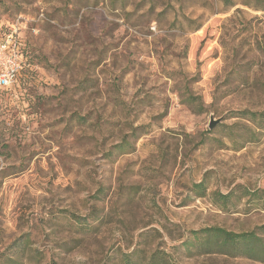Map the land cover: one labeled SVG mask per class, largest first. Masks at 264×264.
<instances>
[{"label":"rangeland","instance_id":"obj_1","mask_svg":"<svg viewBox=\"0 0 264 264\" xmlns=\"http://www.w3.org/2000/svg\"><path fill=\"white\" fill-rule=\"evenodd\" d=\"M11 25L0 264H264V0H0Z\"/></svg>","mask_w":264,"mask_h":264},{"label":"built area","instance_id":"obj_2","mask_svg":"<svg viewBox=\"0 0 264 264\" xmlns=\"http://www.w3.org/2000/svg\"><path fill=\"white\" fill-rule=\"evenodd\" d=\"M21 42L17 28L0 26V90H7L15 84L24 65Z\"/></svg>","mask_w":264,"mask_h":264},{"label":"trees","instance_id":"obj_3","mask_svg":"<svg viewBox=\"0 0 264 264\" xmlns=\"http://www.w3.org/2000/svg\"><path fill=\"white\" fill-rule=\"evenodd\" d=\"M213 231V237H216V242H218L221 246L233 244L237 239L248 241L251 237H254V234H231L221 229H214ZM205 244L208 248H210L212 240L208 239Z\"/></svg>","mask_w":264,"mask_h":264},{"label":"water","instance_id":"obj_4","mask_svg":"<svg viewBox=\"0 0 264 264\" xmlns=\"http://www.w3.org/2000/svg\"><path fill=\"white\" fill-rule=\"evenodd\" d=\"M218 122H219V119H212V117H211L209 124H208V128L212 129Z\"/></svg>","mask_w":264,"mask_h":264}]
</instances>
